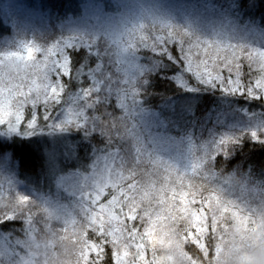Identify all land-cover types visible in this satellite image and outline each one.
I'll return each instance as SVG.
<instances>
[{
  "label": "rangeland",
  "instance_id": "1",
  "mask_svg": "<svg viewBox=\"0 0 264 264\" xmlns=\"http://www.w3.org/2000/svg\"><path fill=\"white\" fill-rule=\"evenodd\" d=\"M121 1L119 4H122V7L119 12L111 14L113 19L99 14L95 6L88 1V9L87 6L84 9L93 15V24L78 19L73 24H68V33L78 36H103L109 42L103 47L104 55L101 52L102 58L105 59V67L110 61L114 65L115 62H119L127 67L123 71L120 70V73H116L119 70L115 67V74L110 76L109 81L101 87L103 94L122 90L123 95L118 98L122 112L117 113L115 120L112 121L101 118V115L98 117L88 115L87 110L91 108L89 103L87 102V105L80 103L76 109L79 110L78 115L72 113L70 116L73 109L67 107L64 113L52 118L46 133L39 134V130L44 126L40 123L44 119H40L31 128L25 123L18 131L24 135L37 134L45 158L44 174H41L36 189L31 190L36 198L35 202L38 203L44 215L43 224L45 221L48 222L41 235L38 236L35 225L32 226L33 233H29L30 236L48 245L46 250L39 253V264H81L84 233L81 230L79 218L88 207V193L92 192L95 182L107 178L105 165L112 167L113 160L126 175L128 172L142 174L149 189H155V194L159 197L164 196L172 181L179 184L181 179L185 183L190 180L198 187L203 186L207 191L220 195L242 216H250L259 222L261 214L264 213V188H248L237 182L235 188L229 179H213V176L205 172L201 166L198 168V158L193 153L197 154L196 150L203 149L194 147V144L188 141V137L186 139L184 136L188 125L192 123L196 93L187 92L180 98L168 101L160 107L164 116L156 115L153 121V116L149 118L145 114H139L132 102L133 94L124 93L123 89L129 86L125 76L134 78L136 71L139 75L143 67L141 65L133 67L130 63V54L126 52H121L119 57L115 45L129 35L127 31L129 24L132 28H139L141 24L156 25L155 28L146 30L142 28L134 34L141 35L143 39L149 36L171 34L177 39L187 37L193 43L212 41L225 47L231 45L230 50H233L232 46L238 45L240 48H246L249 54L260 61H264V22L248 21L238 16L225 17L207 7L192 5L182 0H168L166 3H159L162 0ZM0 2H4L3 8L8 7V15L12 17L10 24L12 33L4 36L3 41H0V111H2L7 104L15 102L17 97L29 91L34 92L43 85L45 77L53 71L49 57L55 59L56 53L55 47L40 40L41 32L37 37L32 35L31 16L24 17L26 12L21 5V0H0ZM132 43L128 45L133 46L135 41ZM140 43H143L142 39L136 45ZM148 44L151 46L150 40ZM151 48L155 53L169 54L168 47L163 50L152 46ZM29 49L33 50L30 58ZM182 53L181 57L186 59L187 46L183 44ZM236 58L238 59L237 55ZM186 63L189 65L188 59ZM192 71L196 81H201L203 85L209 83L207 76L198 75L195 72V65ZM246 117L243 118L233 110L217 108L206 116L205 122L213 127L214 135L222 137L228 136L232 128L264 125V116L246 114ZM71 120L74 122L73 125L69 123ZM110 124H118L119 134L125 140L113 150L103 152L91 150L85 156H78L75 143L65 134L67 126L83 127L87 131L98 134L105 133ZM15 130V125L11 129L7 125H0V132L8 133ZM7 161L5 156L0 159L1 207L9 201H14V195L17 196L16 190L25 189L15 180L14 174H10ZM168 197L171 198L170 191ZM149 199L151 195L146 194L144 196L146 205ZM153 210L159 211L156 202H153L149 208L150 212ZM125 211L128 212V208H125ZM96 215L99 219L95 220V223L102 226L110 225L107 235L111 237L114 244L117 264H142L140 258L143 255L127 238L120 218L106 207L104 212L98 209L94 213V216ZM55 220H59L60 224L67 228V232H63L60 227L53 231L51 224ZM249 224H245L244 227L247 228ZM27 227L26 223L23 232ZM101 230H104L103 227ZM157 235L159 236L160 233L157 232ZM16 240L17 237L10 240L0 234L2 244L14 245ZM164 246L167 250L164 254L167 259L169 250L165 244ZM24 255L23 252L20 253L21 258H24Z\"/></svg>",
  "mask_w": 264,
  "mask_h": 264
},
{
  "label": "trees",
  "instance_id": "2",
  "mask_svg": "<svg viewBox=\"0 0 264 264\" xmlns=\"http://www.w3.org/2000/svg\"><path fill=\"white\" fill-rule=\"evenodd\" d=\"M88 1L95 6L99 14L111 19H113L111 14L118 13L122 7V4H119L122 2L121 0H21V5L26 12L24 17L31 16L32 28L30 30L34 37H37L38 33L41 32L40 40L45 43L48 42L47 45L53 47H56L57 43L75 41V46L68 49L71 53L73 67L72 78L65 77L63 79L65 90L61 102L54 105L50 110L51 119L40 123L44 126L40 129L41 131L39 130V134L46 133L50 128L52 118L57 114L64 113L67 107L73 109L70 116L72 113L78 115L79 110L76 109L78 104H84L83 90L85 88L92 89V99L88 101V105L91 107L90 110H87L88 115L92 114L95 117L101 115V118L113 121L117 113L122 112L121 103L118 99L119 96L123 95L122 90L103 94L101 87L109 81L110 76L115 74V67H118L119 70L116 73H120L127 67L119 62H115L114 65L111 61L109 64L106 63L105 67V59L102 58V53L104 55L103 47L109 42L103 36H78L68 33V24H73L78 19L93 24V15L86 11ZM167 1L162 0L159 3H166ZM182 1L207 7L225 17L238 16L248 21L264 22V14L257 10L252 15H248L246 10H240L236 7L234 0ZM199 1L202 3H198ZM3 3L0 2L1 42L4 36L12 33L10 31L12 17L8 15V7L3 8ZM86 6L87 9L85 10ZM151 27L155 28L156 25L145 26L141 24L139 28H132L129 24L127 26L129 35L115 43L119 57H121V52H126L130 54V63L133 67L140 65L143 67L139 75L136 71L134 78L125 76L129 86L123 89L124 93L133 94L132 102L138 109L137 112L145 114L149 118L153 116V121L156 115L164 116V113L160 111L162 105L180 98L187 92H195L196 101L192 123L188 125L184 136L186 139L188 137V141L192 142L194 147H202L203 149L196 150L198 151L197 154L193 153L198 158V168L201 166L205 172L213 176V179H229L235 188L237 183L246 185L248 188H264V125L232 128L229 130L228 136L222 137L214 135L213 127L205 122L206 116L217 108L233 110L243 118H247L246 114L264 116V92L249 89L257 87L264 91V88L261 87L264 84V61H260V59L249 54L246 48H240L238 45L232 46L238 59L240 56L245 57L243 68L239 72H233V79L239 81V89L236 92H233L231 88L225 90V86H222L219 80H215V76L213 77L215 83L203 85L201 81L195 80L194 71L189 70L186 59L181 57L183 42L180 44L170 42L168 45L169 54L165 52L155 53L148 43L147 45L145 43L136 45L142 36L134 33L139 32L142 28L146 30ZM132 38L134 39L132 40ZM132 41H135V44L133 46L128 45L129 43L133 44ZM227 75V70H225V78ZM229 83L231 84V81ZM116 101L119 103H115ZM69 123L74 124L72 120ZM65 129V134L75 143L76 155L78 156H85L91 150L100 152L113 150L125 141L121 134L117 137L114 133L109 139L110 134L107 131L98 134L90 130L87 131L83 127L67 126ZM253 132L257 133L256 138L251 135ZM36 135H24L16 130L8 133L0 132V141L15 144L20 149L18 155H13L12 149L4 154L8 159L7 165L10 174L13 173L15 180L25 187V189L16 190L17 196L14 195V198L23 195L31 197L34 202L30 201V204L36 206L32 214L33 216L41 214L43 219L40 220V224H43L44 215L31 192L39 185L40 176L44 174L45 164L40 146L41 142H39V136ZM4 156L0 159H3ZM4 212L5 208L0 206V234L10 240L16 237L17 239H24L23 228L26 227V223L22 225L17 222L12 217L11 212L7 213L10 219L5 221ZM124 213V215L118 216L123 226L122 229L127 238L134 244L133 246L142 253L143 256L140 258L142 264H172L164 255L167 252L164 244L151 243L149 237L144 235L146 228L142 219L137 218L133 221L126 218L128 212L125 209ZM133 224L139 230L138 232L131 231ZM33 225L37 229L38 236L41 235L43 231H40L36 224ZM89 243L91 242L89 241ZM83 247L81 264L87 259L89 251L85 244ZM112 250L115 252L111 240L105 256L102 258V264H113ZM90 251L95 254L96 246H92ZM192 254L199 255L195 251ZM93 258L95 259V255ZM205 264H208L207 258H205ZM248 264H264V247L248 249Z\"/></svg>",
  "mask_w": 264,
  "mask_h": 264
},
{
  "label": "snow or ice",
  "instance_id": "3",
  "mask_svg": "<svg viewBox=\"0 0 264 264\" xmlns=\"http://www.w3.org/2000/svg\"><path fill=\"white\" fill-rule=\"evenodd\" d=\"M234 3L238 9L246 10L248 15H252L257 10L264 14V0H234ZM149 40L152 47L162 50L166 49L170 42L177 44L183 42V45L187 46L186 59L189 60V70H193L195 65V72L198 75L207 76L209 83L219 80L220 84L225 86V90L231 88L233 92H236L239 89V81L233 79V72H239L243 68L245 57L240 56L237 59L234 50H230L231 45L225 47L212 41L193 43L187 37L177 39L171 34L142 38V42L146 45ZM74 46L75 41L70 40L55 47V59L49 57L53 71L45 77L40 88L17 97L15 102L7 104L0 111V125H7L9 129L15 125L16 130L19 131L21 125L25 123L31 128L40 119H51L50 109L58 105L64 95L65 85L62 81L65 77L71 79L73 75L71 53L68 49ZM32 54L33 50L29 49V58ZM225 70L228 73L226 78ZM261 87L264 88V84ZM249 89L264 92L257 87ZM240 93L243 94V92ZM83 96V103L87 105V102L92 99V89L85 88ZM119 131L118 124H110L107 128L110 134L109 139L112 138L113 133L118 137ZM251 135L254 138L257 137L255 132ZM9 149H12L13 155L20 153V149L15 144L0 141V157L4 156ZM105 174L107 178L95 182L92 192L88 193V207L79 218L85 237L82 243L89 248L87 259L83 264H102V258L110 245L111 237L107 235L110 225L102 226L94 222L99 219V216H94V213L98 209L104 212V207L117 216L124 215V209L128 208L127 219L133 221L137 218L142 219L146 228L144 235L149 237L151 243L167 246L169 250L167 259L172 264L177 262L178 264H205V258L208 259V264H248V249L264 247V213L261 214L259 222L250 216H242L220 195L207 191L203 186L198 187L190 180L185 183L181 179L179 184L172 181L164 196L159 197L155 194V189H149L142 174L128 172L126 175L114 160L112 167L105 165ZM138 176L141 178L138 179ZM169 191L171 198L168 197ZM146 194L151 195L147 205L144 200ZM30 201L31 197L23 195L4 205L5 221L10 219L7 213L11 212L17 222L22 225L27 223L28 227L23 232L24 239H17L14 245L0 243V264H39V253L48 247L46 242H41L29 235L34 231L32 224H36L40 231H44L48 223L45 221L44 224H40V220L43 219L41 214L33 216L36 206L31 205ZM153 202L157 203L158 212L149 211ZM249 221H251L250 224ZM245 224L249 226L245 228ZM57 227L67 232V228L62 226L59 220L51 224L53 231ZM102 227L104 230H101ZM131 231L139 230L133 224ZM157 232L160 233L159 236ZM92 246H96L95 254L90 251ZM193 251L199 255H193ZM21 252L25 254L24 258H21ZM81 255H83V249ZM116 256L117 253L112 250L113 264H117Z\"/></svg>",
  "mask_w": 264,
  "mask_h": 264
}]
</instances>
